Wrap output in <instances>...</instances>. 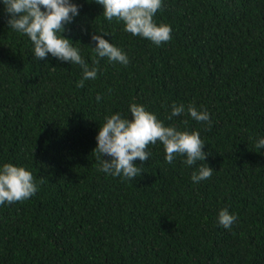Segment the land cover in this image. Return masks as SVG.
<instances>
[{"label": "trees", "instance_id": "1", "mask_svg": "<svg viewBox=\"0 0 264 264\" xmlns=\"http://www.w3.org/2000/svg\"><path fill=\"white\" fill-rule=\"evenodd\" d=\"M72 2L80 14L63 35L89 66L95 31L130 62L97 57V79L77 87L81 68L35 59L0 0V169L25 167L38 185L0 205V264H264V0H162L154 21L172 38L159 46L108 22L95 0ZM133 103L198 131L212 177L193 182L200 162L167 163L159 141L134 161L135 179L100 171V127L117 112L131 118ZM174 103L185 114L169 120ZM224 208L237 216L230 229L218 222Z\"/></svg>", "mask_w": 264, "mask_h": 264}, {"label": "clouds", "instance_id": "2", "mask_svg": "<svg viewBox=\"0 0 264 264\" xmlns=\"http://www.w3.org/2000/svg\"><path fill=\"white\" fill-rule=\"evenodd\" d=\"M95 2L103 6L102 14L108 22L113 19L122 21L124 30L133 36L147 38L158 46L172 38L170 25H157L154 21L155 14L162 9V0ZM3 3L10 17L7 21L10 29L30 38L35 59L44 60L51 54L60 61L81 68L83 78L77 82V87H84L87 80L97 79L100 63L97 57L107 58L109 62L124 66L130 62L122 49L104 39L108 32L95 31L91 36L95 43V47H91L95 55L93 66H89L80 49L74 47V43L63 35L65 26L80 14L79 5L72 0H3ZM100 100L101 96L98 95L97 101ZM130 113L131 118L123 117L119 112L105 117L106 122L100 127L96 137L97 147L94 149L97 159L101 160L100 171L127 180L135 179L141 175V167L134 161H148L151 155L147 151L148 146L159 141L164 146L167 163L171 164L177 156L186 157L183 163L188 166L200 162L198 171L192 174L193 182L199 183L212 177L214 169L204 163L209 153L204 151L206 144L198 131H180L174 125L165 126L163 121L141 104H131ZM182 114H185V106L174 103L167 119L171 120ZM187 114L195 121L207 122L211 127L207 110L198 111L194 105H189ZM255 146L257 149H264V139H258ZM37 190L38 185L34 182L33 174L25 167L5 163L0 169V205L29 199ZM236 219L237 216L230 214L227 208L219 212L218 222L226 229H230Z\"/></svg>", "mask_w": 264, "mask_h": 264}]
</instances>
